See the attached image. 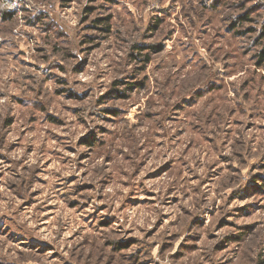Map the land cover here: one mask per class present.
Here are the masks:
<instances>
[{"label": "rangeland", "instance_id": "1", "mask_svg": "<svg viewBox=\"0 0 264 264\" xmlns=\"http://www.w3.org/2000/svg\"><path fill=\"white\" fill-rule=\"evenodd\" d=\"M55 7L63 18L44 9L35 18L25 15V40L13 44L15 54L2 51L8 41H0V221L31 219L24 231L0 227V264H153L144 245L153 236L164 237L151 247L169 264H264V30L257 32L264 5L165 0L161 8L148 9L144 0H55ZM2 19L14 24L16 14ZM131 34L139 39L129 43ZM77 37L82 59L70 51ZM67 62L81 77L76 83L88 87L67 86ZM97 81L103 91L96 102L110 105L103 118L113 125L98 127L111 136L125 121L131 126L115 137V158L99 157L109 177L124 165L130 172L125 170L122 184L103 177L97 183L105 196L127 189L117 210L151 220L150 227L128 228L123 235L119 218L107 214L109 203L84 215L91 196L81 206L66 194L52 195L62 187L60 172L70 160L77 161L85 183L76 184L75 174L64 180L95 194L91 181L97 174L80 161L94 158L107 141L96 140L93 132L79 136L77 143L91 156L77 155L60 141L68 138L70 125L86 126L77 114ZM40 157L43 167L37 166ZM242 171L247 180L240 184ZM127 175L143 177L142 198L134 196ZM24 186L30 188L27 198L17 191ZM158 197L167 209L163 214L151 207ZM225 202L232 205L227 215L221 211ZM33 230L41 235H25ZM104 232L118 238L103 240ZM59 239L65 241L62 251Z\"/></svg>", "mask_w": 264, "mask_h": 264}, {"label": "clouds", "instance_id": "2", "mask_svg": "<svg viewBox=\"0 0 264 264\" xmlns=\"http://www.w3.org/2000/svg\"><path fill=\"white\" fill-rule=\"evenodd\" d=\"M123 2H126V0H123ZM210 2V0H209ZM259 5H264V0H254ZM165 3V0H144V6L148 9L152 8H161ZM44 9L47 12H50L52 16H60L63 18V13H60L56 7H55V0H0V41L7 40L8 43L4 45L2 51L5 53L12 52L15 54L16 49L13 47V44H19L21 41L25 40V32H24V17L27 15L28 18H35L37 13ZM26 10V11H25ZM5 13H15L16 14V20L14 24L11 25H5L3 23V16ZM141 16H143V13H141ZM51 18V16H50ZM257 19L260 21V23L257 25V32L264 30V15H258ZM74 31L80 32V29H75ZM143 31V29H141ZM125 35H128L125 33ZM80 36H83V32H80ZM139 39V36L137 34H131L129 35V43L132 41ZM34 44L35 42H31ZM246 45H251V40H245L243 41ZM255 50V49H253ZM70 51L73 52L78 59L83 58V53L81 52V49L79 47V37L76 38L74 42V46L70 48ZM5 62L7 63L8 57L5 55L3 57ZM52 59H56V57H52L49 59L48 63H52ZM68 63V71L66 73L68 77V83L67 86L74 91H81L83 88L88 87V85H80L76 83V81H79L81 77L74 76L70 70V64ZM99 67V65H98ZM219 67V66H217ZM245 69L249 67V65L244 64L242 65ZM43 71V68L41 69ZM36 76L35 83L39 84L41 80V76L39 72L34 73ZM101 82L97 81L95 85H93V95L92 97L85 101L81 105V111L78 112L77 118L78 121L82 120L85 122V127L81 128L79 126V122L77 124L70 125L68 132V138L63 139L60 141V143L64 146V148H72L75 150L76 154L79 155L80 153H88L89 156H91V153L89 150L85 147H82L79 143H77L78 137L81 135H84L85 132H93L96 140L100 142L107 143L104 145L103 148L96 151V156L92 159L80 161V163L83 164L85 170H87L90 174L94 171L96 172V176L92 179V183H96L95 188V194L89 193L87 191L80 192L76 187L73 186L72 183L64 180L65 174H75L79 177L75 181L76 184L83 185L85 183V178L83 176H80V170L77 169L76 164L77 161L70 160L68 161L69 167L65 168L62 172H60L59 180L62 184V187L54 190L52 195L55 196L56 192L58 191L61 195H65V199L68 201L72 200H79L81 202V206H83L85 203L89 202V197L91 196V202L89 203V206L87 209L84 210V215H87L88 213L96 210L101 203H109V208L106 210L107 214L111 216L113 213L119 218V224L122 226L119 228V231L121 235L125 233V231L128 228H132L134 231L137 228L145 229L151 226V220L145 221L139 216H135L132 212H128L127 214L118 211L117 210V200L120 199L121 196L124 195V193L127 191V189L120 190L116 195H107L105 196L104 192V185H101L97 183V180L101 177L109 180V182L113 183L114 185L122 184L125 179V170L128 169L130 172V169L127 165H124L119 168V172L116 170H113L112 176L109 177L108 175V169L106 166H101L99 163V157L104 155H112L114 158L116 157V154L119 149V144L117 143V140L115 137L117 135L123 134L126 131L130 130V124L127 123V121L124 122L122 125H118L115 127L114 131L111 133V136L106 135L98 125H102L104 128H112L113 125H109L104 123V109L110 107L108 104H97V100L103 91L102 88L97 87L96 85H99ZM110 84V79H106L103 81V87L107 88ZM239 82H237L236 85H233L234 88H236L237 92L239 93ZM198 86V85H194ZM171 103V101H169ZM14 107V105H12ZM86 139H90L89 137H86ZM175 155V153H173ZM45 157H40L41 163L37 166L43 167V160ZM58 159H64L63 156L58 155ZM28 163L29 168L33 166V162L31 160L26 161ZM246 171V169L244 170ZM244 171L240 173V175L237 177V181L240 184H243L247 180V176L244 174ZM51 175H55V173H50ZM127 179L129 181V188L133 189L134 196L141 197L143 195L144 188L141 187V182L143 181L142 176H131L127 175ZM145 187L151 188L152 185L149 184L147 181L143 182ZM18 192H21L24 194L25 198L30 194V188L28 186L20 187L17 189ZM105 196L104 200H100L97 197ZM223 199V197H221ZM162 203V197L157 198V204L151 206L156 213L163 214L167 209L162 208L160 204ZM232 205L225 202L224 208L221 210L224 215H227V213L231 210ZM199 211H203V206L199 209ZM21 214L17 213V217H20ZM100 219H103L104 216L101 215L99 217ZM36 219H39L37 216ZM229 219H232V217H229ZM183 221H181L182 223ZM23 223L24 228H21V224ZM31 223V219L28 217H22V219L13 218L11 221H0V227H7L11 225L14 229H18L21 231H24L28 227V225ZM237 223H240V221H237ZM113 229H117V225H113ZM172 229H169V234L171 233ZM137 235H140V232H136ZM25 235H41L40 233L35 232L34 230L31 232H25ZM58 236L63 237L64 233H57ZM42 238H46L42 236ZM103 240L106 239H117V236H114L112 232H104L102 236L100 237ZM184 235L182 234L179 239L175 240V244H179L180 240H183ZM157 240L159 242H163L164 237L163 236H153L150 237L148 240L144 241V245H147L150 251V255L154 257L153 264H155V261H160V264H169L166 257H160L156 254V251L154 248L151 247V241ZM55 243L57 244V250L62 251V249L59 247L61 244L65 243L63 239L56 240ZM143 246V245H142ZM159 247V243L155 245V248ZM69 250H71V245L69 244ZM15 251V250H13ZM258 250H254L249 255L255 256L256 252ZM63 255L67 256V252H64ZM229 255H232L229 253ZM228 257L226 256L225 259ZM220 264H223V261L220 262ZM252 264H256V261L253 260Z\"/></svg>", "mask_w": 264, "mask_h": 264}, {"label": "trees", "instance_id": "3", "mask_svg": "<svg viewBox=\"0 0 264 264\" xmlns=\"http://www.w3.org/2000/svg\"><path fill=\"white\" fill-rule=\"evenodd\" d=\"M9 15V14H8ZM7 17V16H6Z\"/></svg>", "mask_w": 264, "mask_h": 264}]
</instances>
